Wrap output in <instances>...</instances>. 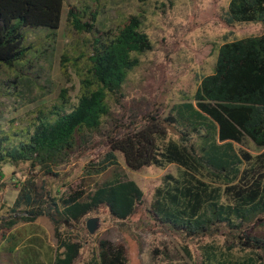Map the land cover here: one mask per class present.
<instances>
[{
	"label": "rangeland",
	"instance_id": "obj_1",
	"mask_svg": "<svg viewBox=\"0 0 264 264\" xmlns=\"http://www.w3.org/2000/svg\"><path fill=\"white\" fill-rule=\"evenodd\" d=\"M231 0H65L59 29L29 31L28 53L21 78L7 82V70L0 90V133L12 141L33 133L40 119H56L66 90L67 109L77 104L81 80L91 67L90 56L96 41H106L133 16L142 21L152 49L138 56L140 66L131 72L120 95L109 99L110 115L101 128L77 137L70 158L52 173L28 163L7 164L0 173V264H53L59 250L56 227L63 238L80 243L75 264L100 262L102 242L123 245L127 264H264V214L240 226H212L204 232L172 228L152 211L159 188L183 180L180 166L155 165L133 171L124 155L116 152L110 160L112 144L154 124L164 125L165 142L175 141L187 149L200 151L202 133L189 132L170 123L173 108L191 101L204 77L214 74L220 47L236 40L260 36L261 23L228 25L225 16ZM80 14L90 31H78L68 13ZM61 110V109H60ZM175 115V113H174ZM169 120V121H168ZM252 155L260 150L246 140L235 144ZM199 153V152H198ZM115 163V164H113ZM113 164V165H112ZM244 162L241 169L247 168ZM201 177L223 190L234 183L218 179L208 171ZM121 178L135 181L144 193L143 202L126 221H117L106 208L91 212L80 223L65 224L62 199L74 192L86 195L99 186ZM32 186L35 203L17 213L14 204L25 184ZM55 201V202H54ZM222 202L231 198L223 194ZM57 205V206H56ZM39 210L42 214L36 215ZM100 218L95 235L87 221ZM15 223V224H13Z\"/></svg>",
	"mask_w": 264,
	"mask_h": 264
},
{
	"label": "trees",
	"instance_id": "obj_2",
	"mask_svg": "<svg viewBox=\"0 0 264 264\" xmlns=\"http://www.w3.org/2000/svg\"><path fill=\"white\" fill-rule=\"evenodd\" d=\"M64 2L0 0V90L6 84L2 80L4 69L7 82L21 78V68L32 50L31 45H26V34L38 29L55 34ZM68 16L78 31L92 29L91 25L82 24L78 12L70 10ZM225 22L261 23L264 28V0H231ZM141 28V19L133 16L112 37L96 41L98 47L89 57L91 67L82 77L78 102L70 112L65 111L64 90L58 107L63 114L57 113L56 119H40L35 131L18 142L12 141L13 136L0 133V173L5 165L20 163L52 173L53 168L70 158L79 135L101 128L111 112L109 99L122 93L131 72L140 66L138 56L152 49L149 36ZM169 120L189 132L202 133L199 153L175 141L161 147L167 130L164 125L154 124L114 141L110 154L113 161L116 152L122 153L133 171L171 164L184 169L183 180L168 176L173 183L157 190L152 204L156 216L172 228L204 232L218 224L240 226L264 214V32L223 44L214 74L202 79L191 101L173 108ZM246 140L260 150L258 155L235 148V144L243 145ZM244 162L248 167L242 170ZM204 171L230 183L238 182L223 190L205 181L201 177ZM223 194L230 196L229 204L222 202ZM143 199L144 193L135 181L115 178L88 195L81 191L63 198L60 213L65 224H71L106 208L114 219L123 222L134 215ZM34 203L32 186L26 183L13 211L33 207ZM42 213L39 210L36 215ZM56 237L63 252L58 253L53 264H75L81 244L63 238L58 225ZM127 263L125 246L102 242L100 262L95 264Z\"/></svg>",
	"mask_w": 264,
	"mask_h": 264
},
{
	"label": "water",
	"instance_id": "obj_3",
	"mask_svg": "<svg viewBox=\"0 0 264 264\" xmlns=\"http://www.w3.org/2000/svg\"><path fill=\"white\" fill-rule=\"evenodd\" d=\"M101 227L100 218H91L87 221V229L91 235H95Z\"/></svg>",
	"mask_w": 264,
	"mask_h": 264
}]
</instances>
